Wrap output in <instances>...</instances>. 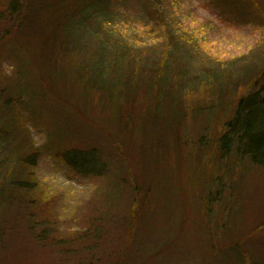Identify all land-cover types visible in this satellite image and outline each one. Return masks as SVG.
Returning <instances> with one entry per match:
<instances>
[{"label": "rangeland", "instance_id": "374dc122", "mask_svg": "<svg viewBox=\"0 0 264 264\" xmlns=\"http://www.w3.org/2000/svg\"><path fill=\"white\" fill-rule=\"evenodd\" d=\"M21 1L10 13L0 0V32L16 25ZM164 1L161 24L140 0H111L112 15L68 50L90 75L110 82L112 58L125 47L141 105L139 91L151 94L145 79H158L160 70L167 94L158 104L183 117L182 126L166 118L164 106L155 124L144 115L147 138L134 136L143 112L133 110L128 91L131 146L129 132L110 123L111 110L96 100L82 104L81 93L66 89V103L58 100L26 62L21 78L33 38L23 36L18 49L0 42V264H264V167L229 158L232 152L221 165L216 151L208 159L200 145L218 137L237 99L257 87L264 24L244 18L237 0ZM87 52L97 53L88 63ZM70 64L58 63V74ZM117 130L122 150L113 143ZM71 152L94 158L102 174L73 171L64 160Z\"/></svg>", "mask_w": 264, "mask_h": 264}, {"label": "trees", "instance_id": "16d2710c", "mask_svg": "<svg viewBox=\"0 0 264 264\" xmlns=\"http://www.w3.org/2000/svg\"><path fill=\"white\" fill-rule=\"evenodd\" d=\"M3 4L6 5L8 11L11 13V7L14 11V0H2ZM110 1L111 0H22L21 3L16 5V25L11 27H3L0 32V42L5 40H10L18 48H22L20 40H23V36H26L27 40L33 38V44L30 48H26L28 60L26 57L21 61V67L19 68L18 74L21 78H24V72H28L24 62L29 65L31 64L34 76H36V82L40 84V87L48 89L49 92L56 96V98L62 102L60 95L66 89L67 93L71 95L72 93L79 92L84 97L83 102H86L85 98L96 100L102 107L110 109L109 122L121 125V129H125L129 132V146L132 145V119L133 116L129 118L128 113L125 108L127 104H124L123 99L128 94V101L136 110L138 107H142L143 116L140 118V123L136 130L134 136L144 135L147 138V130L143 127L146 122V117L148 119V124L151 125L152 122L157 121L159 115V110L161 107L165 106V114L169 111V106L163 104L161 107L158 104L159 100L164 99L160 97L167 94V91L162 85L164 78L160 75V70L158 72L159 78H155L153 75L145 79L146 86H149L151 94L146 91H139L144 99L141 105L140 99L137 96L138 87L134 83L137 73L128 64V54L122 49L113 56V65L110 66L111 74L113 79L110 82L103 80L95 75H90L87 70L86 65H80L79 62L74 61L73 57L76 54H70L68 52L69 47L74 49V42L78 45L80 42V34L84 32L87 28L95 29V27L101 26V19L104 17H109L112 15L110 12ZM142 5L146 7L147 13L150 17L157 19L161 24H164L163 15L166 12L167 6L164 0H140ZM238 8L242 11L244 18L248 19L256 17L264 24V0H237L236 3ZM107 19V18H106ZM4 24H1V27ZM97 36V35H96ZM18 38V40H17ZM23 43V42H22ZM123 48V47H121ZM120 49V47H119ZM99 50H97L98 53ZM94 53L92 57H95ZM86 53V62L88 63V58H92ZM92 58V59H93ZM132 60V59H131ZM68 61L72 64L71 68H64L65 76L58 74L59 68L56 66L63 64ZM70 64V65H71ZM128 65V66H127ZM108 68V66L106 67ZM154 73V74H155ZM58 74V75H57ZM60 76V77H57ZM157 76V75H156ZM258 80V86L264 87V70ZM58 82L61 83L62 89L58 88ZM257 87L250 91L249 93L238 98L235 102L234 109L230 114V117L221 123V129L217 138L211 139L207 138L204 143H201L203 147V153L212 159L215 156H219L221 159L220 164L223 160L229 157L230 152L234 153L232 157H237V159H242L243 157L248 160L252 165L264 167V88L262 90L257 89ZM69 88V89H68ZM40 90H42L40 88ZM65 92V91H64ZM162 92V93H161ZM39 95V93H38ZM79 97V96H78ZM160 97V99H159ZM19 101L20 98H14ZM78 102V101H76ZM66 103V102H65ZM68 103V102H67ZM70 104V103H68ZM85 106V104H84ZM78 113L82 116L85 115L80 111V107H76ZM119 111V121L114 120V111ZM149 111L148 115L146 112ZM166 117L169 121L173 117V123L177 126H182L183 117L177 116L175 113L171 112V115ZM164 118L162 122L165 124L168 120ZM95 126H99V121L92 118ZM115 121V122H114ZM128 123V126H127ZM109 133V132H108ZM117 134L113 133V143L119 145L122 150L121 141V131L117 130ZM111 135V134H110ZM182 138L176 139V146L181 145ZM138 142V140H137ZM186 142L184 141V143ZM199 145V146H200ZM217 152L218 155L214 156L213 152ZM36 159L35 156L30 159ZM66 164L73 169V171L90 176H100L102 174V168L98 165L94 158L85 154L84 152H71L65 156ZM34 163V162H33ZM217 173L221 171L218 167ZM218 181V179H217ZM216 180H211L212 187H217ZM148 201V196L143 195L142 205L145 207ZM131 222L132 225L138 220L136 201L132 203L131 209Z\"/></svg>", "mask_w": 264, "mask_h": 264}]
</instances>
